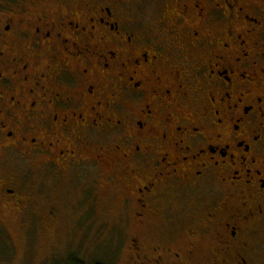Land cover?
<instances>
[{
	"label": "flooded vegetation",
	"instance_id": "1",
	"mask_svg": "<svg viewBox=\"0 0 264 264\" xmlns=\"http://www.w3.org/2000/svg\"><path fill=\"white\" fill-rule=\"evenodd\" d=\"M5 2L0 216L65 200L129 264H264V0Z\"/></svg>",
	"mask_w": 264,
	"mask_h": 264
},
{
	"label": "rangeland",
	"instance_id": "2",
	"mask_svg": "<svg viewBox=\"0 0 264 264\" xmlns=\"http://www.w3.org/2000/svg\"><path fill=\"white\" fill-rule=\"evenodd\" d=\"M1 1L6 3V0ZM58 191L64 193L63 188ZM61 209L64 212L62 221L38 225L37 222L25 223L18 212L5 208L0 216V264H69V258L76 255L89 264H129L128 254L118 249L119 239L105 234L109 229L112 234L114 232L113 221L104 209L91 207L84 212L98 217L97 223L71 218L65 200ZM117 212L118 209L116 216ZM44 217L38 214L39 220Z\"/></svg>",
	"mask_w": 264,
	"mask_h": 264
},
{
	"label": "trees",
	"instance_id": "3",
	"mask_svg": "<svg viewBox=\"0 0 264 264\" xmlns=\"http://www.w3.org/2000/svg\"><path fill=\"white\" fill-rule=\"evenodd\" d=\"M70 260L68 261L69 264H89L87 262H85L83 259H81L80 256L76 255V257H70ZM94 264H103L101 262H96Z\"/></svg>",
	"mask_w": 264,
	"mask_h": 264
}]
</instances>
